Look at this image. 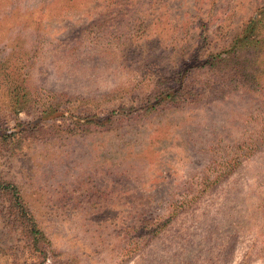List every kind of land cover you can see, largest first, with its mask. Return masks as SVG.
I'll list each match as a JSON object with an SVG mask.
<instances>
[{"label":"rangeland","instance_id":"374dc122","mask_svg":"<svg viewBox=\"0 0 264 264\" xmlns=\"http://www.w3.org/2000/svg\"><path fill=\"white\" fill-rule=\"evenodd\" d=\"M260 11L0 0V177L45 235L33 248L0 193V264H264V60L229 67ZM171 82L205 91L157 103Z\"/></svg>","mask_w":264,"mask_h":264},{"label":"trees","instance_id":"16d2710c","mask_svg":"<svg viewBox=\"0 0 264 264\" xmlns=\"http://www.w3.org/2000/svg\"><path fill=\"white\" fill-rule=\"evenodd\" d=\"M237 36L233 41V45L237 46L238 51V56L237 58H233L231 60L232 63V68L230 67V71L235 75L236 80H238L239 75H244L246 74L247 68L250 66L251 61L256 60H264V11H260L257 13V15L252 16L243 26L241 31L236 33ZM251 49H254V54L253 58L251 59L250 57H247L245 59H241L242 55H239V53L242 52H251ZM216 56H212V59H207L206 61H203L199 67H207L208 69H211L215 66V64L218 61H215ZM230 72V73H231ZM185 75V74H184ZM230 75V74H229ZM228 75V76H229ZM182 83L181 78L177 79ZM208 80H212L210 77H208ZM171 83H166V85H163L161 83V86L159 90L157 91V95L155 98L157 99V103L161 102V100L168 99V100H180L182 98H187V97H196L200 94V92L205 91V87L201 88L200 90L188 86V89L186 91L184 87L180 88H172ZM154 96H149L148 100L144 102L143 108H149L148 106H151L152 108L156 105V103L152 100ZM161 99V100H160ZM152 105H150V103ZM111 118H104V121H108ZM101 119H99L100 121ZM75 122H79L76 120ZM39 122H36L28 127H25L24 124H19V129L15 131L14 134V140L30 136V134L34 132H38L40 127L43 129V124L39 125ZM39 126V128H37ZM37 130V131H36ZM11 135V137L13 136ZM7 135L5 134L4 137L6 138ZM0 193H4L7 196L11 195V201H10V211L13 213L14 217L18 219V221L21 224L22 229L28 236H32L34 240L32 241L33 243V248L34 246H37V242L39 238L45 237L44 232L39 228L38 224L34 220L32 214L30 213L27 205L22 201L18 189L15 185L11 184L10 182L4 181L0 177Z\"/></svg>","mask_w":264,"mask_h":264}]
</instances>
